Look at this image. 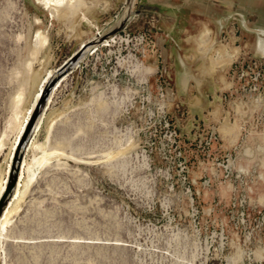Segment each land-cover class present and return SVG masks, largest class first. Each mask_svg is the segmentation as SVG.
I'll return each instance as SVG.
<instances>
[{
  "label": "rangeland",
  "instance_id": "obj_1",
  "mask_svg": "<svg viewBox=\"0 0 264 264\" xmlns=\"http://www.w3.org/2000/svg\"><path fill=\"white\" fill-rule=\"evenodd\" d=\"M96 8L107 5L97 0ZM234 14L264 28V12ZM235 15L220 14L223 28L213 21L210 52L199 34L164 44L136 22L112 48H99L101 30L84 21L53 20L36 0H0V173L9 165L15 116L30 102L28 94L18 105V94L38 32L49 38L48 67L56 71L84 46L91 50L58 80L37 118L45 114L41 128L32 125L22 161L57 150L64 157L31 172V189L3 233L0 264H264V94L241 91L237 71L254 61L256 36ZM236 51L227 66L210 70L212 56L218 65L219 52L228 61ZM179 59L191 74L186 86ZM242 101L251 102L250 112L239 113ZM225 123L232 131L222 134ZM252 131L259 135L251 143ZM212 132L218 141L208 148ZM35 136L47 147L32 149Z\"/></svg>",
  "mask_w": 264,
  "mask_h": 264
},
{
  "label": "bare ground",
  "instance_id": "obj_2",
  "mask_svg": "<svg viewBox=\"0 0 264 264\" xmlns=\"http://www.w3.org/2000/svg\"><path fill=\"white\" fill-rule=\"evenodd\" d=\"M36 1L40 3V6L44 8V10L49 14L50 18H52L53 20L57 18L60 21L61 20H64L67 22L71 21L72 24H74V26L80 24L81 21H84L86 22V25L88 26L89 29L92 30V29L97 28L98 31L101 30L100 28L96 26L95 22L89 17V14H91L92 11L95 10V4L97 3V0H92L91 2H86L85 0H36ZM247 2L248 4L253 3L254 5V4H257L258 2H261V0H247ZM244 3L246 2L244 1ZM248 4L247 6L249 7ZM245 5L246 4H244V6ZM240 19H241L242 27L250 33H255L257 36L256 42L254 45L255 56L261 59H264V28L254 31L251 28H249L248 22L245 19V15L241 14ZM228 20L230 19L226 18V21ZM219 24H220V28L224 27V24L222 22H220ZM210 34H211L210 29L206 27L203 33L200 35L199 43H198L200 48L204 47L209 52L211 51V49L209 46L208 47L206 46L208 43L207 37H210ZM37 35H38V38H36L37 40L36 45L33 48L32 60L28 64L29 69H30V73H29L30 76H29L28 81L25 82L23 88L18 94V105H20L21 103L23 104L25 103V101L28 99V94H29V97H31L30 102L28 103V106L24 112L21 109V111L19 113L17 112L15 116L16 123L13 124L14 126L12 130L16 133V138L10 148L9 165L4 172L0 173V246L1 244H3L2 242L6 239L5 238L3 240V237H4L3 233H6L5 231H8L7 230L8 227H10V225L13 223V220L20 212L22 204L25 201V198L31 189V179H32L31 172L33 171L34 173L38 165L42 167L45 164L49 163L54 158L56 159L58 157H64L61 154H58L59 150L56 149L57 151H54V152L49 150V152L51 151V153L48 154L47 156H45L47 153L44 151L45 157L43 160H40L43 158L42 156L39 159V158H36V155L35 156L33 155L35 158L33 159V161L30 159V161L32 162L29 161L30 162L29 163L28 159L26 160L24 159L22 161L23 159L22 155L26 149V147L23 148V146H25L23 145V141L25 140L27 135H30L31 137H33V135H35L36 133L35 129L37 127L41 128V124H43V120H45V114H43V120L41 119L37 120V118L39 117L40 114L45 112L46 107L50 108L48 104H49V100L52 94L48 97L44 105H43V98L45 96V92L47 91L50 82L53 80L57 72L54 68L48 67V52H49V47H50L49 38L45 36L44 33H41V32H38ZM113 39L115 38H111L110 40L99 42L98 44L99 48H100V45H103L106 42H110L109 44H107V46L109 48H112V45L116 43V39L115 40ZM107 46H104V47H107ZM89 47L90 45L84 46L81 53L83 52L84 55H89L91 53V50L88 49ZM222 50H225V49H222ZM233 50H237V49H233ZM228 56H229V60L223 61L222 53L221 52L218 53L217 58L215 57L214 59L215 61L221 60L218 63V65L220 64V66H218L217 64H214L213 56H212L210 58V70L215 71L216 69H218V67L227 66L229 63H231L230 59L234 60L236 58L237 51L233 55L228 54ZM179 60H180L181 65L185 69L184 74L182 75V80H183L184 86H186L189 78L191 77V74L188 73L184 60L183 59H179ZM196 81L199 85L201 84V82L198 79H196ZM57 82L59 83V81ZM221 82L223 83V86L226 88L232 87V83L228 81L224 75L221 76ZM237 106H238L239 113H246L247 111L250 112L251 110V102L242 101V103H239ZM217 113L218 112L216 111V114ZM35 120H37L38 123L35 129L33 130L32 125ZM52 121H53V118L46 126V129H45L46 135H49L48 133H50L49 132L50 127L51 128L53 127L51 126ZM228 130H231L230 125L228 123H225L220 128V132L222 134L227 133ZM257 135H259L257 132L255 131L251 132L250 138H249L251 143L254 142V138ZM46 140L47 138L45 139L44 143L47 144L48 140L47 141ZM259 140L261 141V145L264 146V134L259 135ZM4 145H5V140H2L0 142V151ZM46 147H44V144L39 142L37 137L32 144V149H36V150L37 149L41 150L42 148H46ZM30 148H31V145H30ZM113 155L115 156L116 154L108 153L107 156H105V158L111 159ZM18 160L20 161V163H17ZM262 166L264 167V160L262 161ZM38 167H37V170H38ZM26 170H29V176L27 178L25 176ZM33 175L34 174H32V176ZM261 203L264 205V191H263V197L261 199Z\"/></svg>",
  "mask_w": 264,
  "mask_h": 264
},
{
  "label": "crops",
  "instance_id": "obj_3",
  "mask_svg": "<svg viewBox=\"0 0 264 264\" xmlns=\"http://www.w3.org/2000/svg\"><path fill=\"white\" fill-rule=\"evenodd\" d=\"M98 1L105 3L107 9L102 12L96 8L89 14V17L101 29L102 27H108L115 21L116 16L122 10L125 0ZM261 2H264V0H261ZM243 3L246 5L244 6ZM247 4V0H137V10L141 11L142 15L133 18L131 22L142 24L143 27L151 29V36L153 39L158 38L160 43L178 45L186 43V39L190 36L199 34V39L206 27L211 29L216 25L220 26V22L224 24L225 17H223L224 19H219L218 17L221 13H226V11L230 13V16L235 15L234 13L239 9H248L249 12H264V8L261 10L258 3L254 5L253 3L248 4L249 7ZM110 7L114 8L113 13L108 12L111 9ZM96 12H99L96 15L98 17H94ZM216 18L219 20L215 25L213 21ZM166 27L169 31L167 33L162 32L161 29Z\"/></svg>",
  "mask_w": 264,
  "mask_h": 264
},
{
  "label": "water",
  "instance_id": "obj_4",
  "mask_svg": "<svg viewBox=\"0 0 264 264\" xmlns=\"http://www.w3.org/2000/svg\"><path fill=\"white\" fill-rule=\"evenodd\" d=\"M141 15H142V12L137 10V0H125L123 7H122V10L116 16L115 21L111 25H109L108 27H105L106 29H103V28L101 29L100 37L98 35L99 41L97 44H99V42L110 40L111 38H116L117 36L123 34L127 30L128 26L130 25L131 20L135 17H140ZM237 16L240 18V15H235L234 17H237ZM251 29L254 31L259 30V29H253V28H251ZM252 34L256 36L255 33H252ZM256 39H257V36H256ZM255 42H256V40H255ZM82 55H84V54H83V52L81 53V51H80L77 55H75L71 59L64 61L63 64L60 66V68H58L55 78L50 82L48 89L45 92V96L43 98V105L46 103L48 97L52 94L53 90L57 87V85H56L58 83L57 81L61 77H64L65 75L67 76L68 74L71 73V71L73 70V69H71L72 64H74L77 60H79ZM253 55H254L253 56L254 61H261V62L264 61V59H261V58L255 56L254 52H253ZM65 77L62 78L60 81L65 79ZM42 94H43V92H42ZM30 137H31L30 135L26 136L25 140L23 141V145H25L27 143V140ZM19 160L17 163H20ZM14 177H16V176H14ZM15 179H14V181H15Z\"/></svg>",
  "mask_w": 264,
  "mask_h": 264
},
{
  "label": "built area",
  "instance_id": "obj_5",
  "mask_svg": "<svg viewBox=\"0 0 264 264\" xmlns=\"http://www.w3.org/2000/svg\"><path fill=\"white\" fill-rule=\"evenodd\" d=\"M237 77H238V81L241 86L240 87L241 91L245 95L264 94V62L251 61L247 63L242 68L238 69ZM164 120L166 121L165 116H164ZM176 137H174V139H176ZM216 141H218L217 133L212 132L209 135V140L206 142V146L210 148L213 142H216ZM174 143H176L175 140H174ZM230 158L232 157H229V160ZM229 160L227 162L228 166L224 167L226 171L229 170V168L232 166V165L229 166ZM221 166L222 165L218 164V167H221Z\"/></svg>",
  "mask_w": 264,
  "mask_h": 264
}]
</instances>
